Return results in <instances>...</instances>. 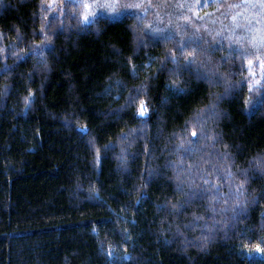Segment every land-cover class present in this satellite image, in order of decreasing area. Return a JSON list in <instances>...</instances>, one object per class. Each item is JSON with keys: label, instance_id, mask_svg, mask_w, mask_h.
Returning a JSON list of instances; mask_svg holds the SVG:
<instances>
[{"label": "trees", "instance_id": "obj_1", "mask_svg": "<svg viewBox=\"0 0 264 264\" xmlns=\"http://www.w3.org/2000/svg\"><path fill=\"white\" fill-rule=\"evenodd\" d=\"M121 1L0 0V264H264V0Z\"/></svg>", "mask_w": 264, "mask_h": 264}, {"label": "rangeland", "instance_id": "obj_2", "mask_svg": "<svg viewBox=\"0 0 264 264\" xmlns=\"http://www.w3.org/2000/svg\"><path fill=\"white\" fill-rule=\"evenodd\" d=\"M76 4H80L84 11L83 24L87 25L91 23L93 18L97 16H114L118 15V11L126 9V4L121 0H66ZM127 3L143 2L147 3V7H150L154 0H125ZM172 0H167L171 2ZM193 1V0H192ZM166 2V0H164ZM166 2V3H167ZM186 16V15H185Z\"/></svg>", "mask_w": 264, "mask_h": 264}, {"label": "snow or ice", "instance_id": "obj_3", "mask_svg": "<svg viewBox=\"0 0 264 264\" xmlns=\"http://www.w3.org/2000/svg\"><path fill=\"white\" fill-rule=\"evenodd\" d=\"M187 43L191 46V45L197 44V40L195 38L190 37ZM188 63L189 64L195 63V60L194 59L190 60ZM143 111H144V107L143 105H141V114H143Z\"/></svg>", "mask_w": 264, "mask_h": 264}]
</instances>
